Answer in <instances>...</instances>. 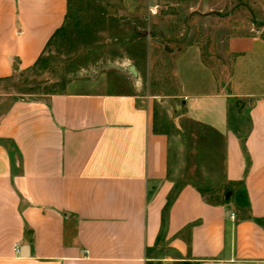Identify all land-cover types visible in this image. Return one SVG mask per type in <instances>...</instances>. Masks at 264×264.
<instances>
[{
    "label": "crops",
    "instance_id": "obj_1",
    "mask_svg": "<svg viewBox=\"0 0 264 264\" xmlns=\"http://www.w3.org/2000/svg\"><path fill=\"white\" fill-rule=\"evenodd\" d=\"M69 11L70 0H0V80L33 70ZM224 49L227 72L187 47L177 97L222 139L230 200L176 187L151 95L4 94L0 264H264V36L233 35Z\"/></svg>",
    "mask_w": 264,
    "mask_h": 264
},
{
    "label": "rangeland",
    "instance_id": "obj_2",
    "mask_svg": "<svg viewBox=\"0 0 264 264\" xmlns=\"http://www.w3.org/2000/svg\"><path fill=\"white\" fill-rule=\"evenodd\" d=\"M63 27L33 70L0 81V99L68 89L151 95L157 129L170 136L176 187L191 184L211 202L230 200L222 187V139L180 108L178 62L196 45L205 65L225 66L227 72L232 56L224 48L230 36H264V0H70ZM239 128L248 129L246 116ZM245 202L240 192L239 205Z\"/></svg>",
    "mask_w": 264,
    "mask_h": 264
},
{
    "label": "trees",
    "instance_id": "obj_3",
    "mask_svg": "<svg viewBox=\"0 0 264 264\" xmlns=\"http://www.w3.org/2000/svg\"><path fill=\"white\" fill-rule=\"evenodd\" d=\"M63 28L64 27H61L57 32H56V34L54 35V38L61 32V31H63ZM51 42V41H50ZM48 45H49V43H48ZM0 81H2V79L0 80ZM197 124V123H196ZM197 125H200V124H197ZM210 131H212V130H210ZM214 132V131H213ZM214 134L215 135H217L218 136V134L216 133V132H214ZM220 136V135H219ZM241 140V143H242V148L245 150V146H244V139L243 138H241L240 139ZM245 213H248L249 212V204L247 203L246 204V207H245V209L243 210ZM248 217H249V215H248Z\"/></svg>",
    "mask_w": 264,
    "mask_h": 264
},
{
    "label": "water",
    "instance_id": "obj_4",
    "mask_svg": "<svg viewBox=\"0 0 264 264\" xmlns=\"http://www.w3.org/2000/svg\"><path fill=\"white\" fill-rule=\"evenodd\" d=\"M109 10H110V12L115 11L114 9H109ZM129 70H130V72H131L134 76H136V75L138 74L135 65H131V66L129 67ZM26 79H27V78L25 77L24 80H26ZM230 195H231V193H230V192H227V194H226V198H229Z\"/></svg>",
    "mask_w": 264,
    "mask_h": 264
}]
</instances>
